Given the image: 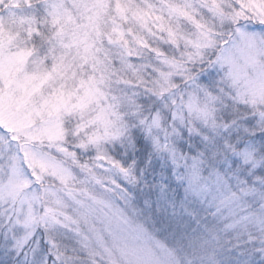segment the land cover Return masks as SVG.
Here are the masks:
<instances>
[{
  "label": "snow or ice",
  "instance_id": "snow-or-ice-1",
  "mask_svg": "<svg viewBox=\"0 0 264 264\" xmlns=\"http://www.w3.org/2000/svg\"><path fill=\"white\" fill-rule=\"evenodd\" d=\"M0 264H264V0H0Z\"/></svg>",
  "mask_w": 264,
  "mask_h": 264
}]
</instances>
